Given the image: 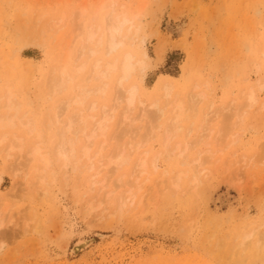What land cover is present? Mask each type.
<instances>
[{"label":"rangeland","instance_id":"1","mask_svg":"<svg viewBox=\"0 0 264 264\" xmlns=\"http://www.w3.org/2000/svg\"><path fill=\"white\" fill-rule=\"evenodd\" d=\"M109 5L115 13L125 7L139 12L135 20L139 36L128 40L124 49L148 63L129 80L140 89L127 121L122 120L121 103L105 135L90 147L92 158L103 139L100 156H108L118 146L131 154L114 170L108 190L103 187L110 193L116 188L103 205L113 217L84 212L90 197L100 199L107 192L97 184L89 189L94 169H79L82 164L78 163L63 178V171L53 164L55 172H49L44 183H33L37 163L26 158L25 151H13L8 158L0 149V264H264L255 250V241L260 240L263 255L264 0H0V93L8 81L19 104L18 116L44 129L47 150L56 144L68 116L84 110V116L97 118L101 106L106 111L115 107L114 77L107 80L104 95L93 93L81 106L65 104L75 94L69 88L62 93L49 91L56 73L51 69L65 54L72 65L86 27L101 22L110 12ZM82 6L87 13L79 17ZM6 64L13 67V80H8ZM88 73L83 74L82 83L92 88ZM250 88L258 101L249 108L244 92ZM179 103L187 111L165 145V129ZM91 104L93 111H89ZM60 105L68 106L63 110ZM1 115L5 111L0 110ZM47 120L52 123L49 129ZM7 131L9 136L23 134L31 145L36 141L22 124ZM81 134L78 150L83 145ZM128 137L134 139L128 140L132 145L141 144L137 150L130 152L127 142L125 146ZM139 157H146L149 165L137 179L146 182H138L143 187L135 192V184L130 186L129 181ZM17 166L26 168L24 180L20 175L13 177L12 167ZM177 173L183 175L179 184ZM126 187H132L128 192L136 197L119 213L116 204L120 195L129 194ZM145 187L150 191L141 206L137 198ZM39 190L41 194L36 193ZM37 223L39 231L34 232Z\"/></svg>","mask_w":264,"mask_h":264},{"label":"bare ground","instance_id":"2","mask_svg":"<svg viewBox=\"0 0 264 264\" xmlns=\"http://www.w3.org/2000/svg\"><path fill=\"white\" fill-rule=\"evenodd\" d=\"M101 5H102V3H101ZM109 7H110V9H109L110 12L106 16L104 15L105 18L101 19L100 20L101 22H99V23L97 22L96 24L91 23L88 27H86L84 34L82 36V39H81L82 44H81V47H80L79 52H78L79 55H78V57L76 56V58H74V60L75 59L76 60L75 61L73 60L74 62L72 63V65H70V63H69L68 54H65V56L62 58V60L61 61L59 60L58 61L59 63L57 62L59 65L58 66L56 65L57 66L56 68L51 69L52 70V71H50L51 73L53 72V70L56 73L54 75L55 76L54 80L52 78V81H53L51 84L52 89L50 87L51 85L49 84V83H51L50 82L51 80H49V83H48L49 86L48 87H50L51 90H49V91H52L53 94L62 93L64 91H66L68 88L71 89V91H74L75 94L73 93L74 96L72 98H70L69 101L65 100L66 101L65 104H73V105L81 106L86 101H88L89 97L93 93H100V94L104 95L105 91L107 90V85H108L107 80L110 77H114V84H115L114 89H115L116 95H117L114 97L115 107H112V109H110L109 111L108 110L106 111L104 106L103 107L101 106L100 107L101 111L99 112L101 114H99V117H97V118L95 117V114L94 115L90 114V115L84 116L83 115L84 110H83V113H82V111H79L77 114H75V112H73L75 115L72 114L73 116L72 115L68 116L70 118L67 117L68 119H67L66 123L64 124L62 129L60 128V131H59L60 133H59V137H58L59 139L55 142L56 144H54V146L52 145L53 147L50 148L49 150H47L46 149L47 146L42 139L44 129H42V127L39 129V127L36 125V123L32 119L26 118L25 122H23L22 118L24 116L23 117L18 116L19 104L16 102L17 98L15 99L16 94L14 93L13 89H11L10 84H7L8 81L4 84L5 85L4 89H3L4 91H2L0 93V110L5 111V115L0 116V131L1 130L4 131L3 134L0 133V135H1V137H0V147L1 148L0 149L1 150L3 149V152L6 153L5 155L8 158L11 157L10 155H12L13 151H15V152L17 151L18 154L23 153V151H25L26 154L24 156L26 157V155H27L28 159L30 161H35L37 163L33 167V172H32L33 174H32V179H31V181L32 180L34 181V182L32 181L33 183H44L46 175L49 172L52 174L55 172L53 167H52L53 164H58V170H62L63 171V178H66L69 171L77 169L78 163H81L82 166H80L79 169H81V167L82 168L86 167V169H92V170L94 169L93 173L90 177L91 179H90V183H89L90 184L89 189H91L93 187V185L96 186V184L99 185L103 189V187L107 188L106 187L107 182L110 180L109 178L112 177L111 175H113L114 170H116L117 168H120L123 164H125L127 162V159H129L130 153L127 154L128 149L126 150L127 153H125L124 149H122V147H121V150H119L118 148L120 146H118V148L116 147L111 154H109L108 156L105 155L106 158H105V156L103 157L101 155L103 159L104 158L106 159L105 161L103 160L104 162L101 161L100 152H101L103 145H104V142H105L104 139L101 140V143L99 145L100 147H98V150L96 151V153L94 155V158H92V155L90 154V147L94 144L95 139H97L98 137H103L105 135V133L107 132L109 123L113 118V111L115 110V108H117V106H120L121 103H123L122 105H124L123 110H122L123 116L121 115L122 120L127 121V119L129 118V116L131 114L130 112L134 108V103H135L136 97H137V95L139 93V89H140L139 86L135 83L129 84L130 83L129 80L131 79V77L133 76L134 72L137 69H138V72H140V70L144 69L145 63H146V65L148 64L147 62L144 61V59H142L143 58L142 56L140 57L141 60H137L140 58H135L134 54L131 50H129V49L125 50L124 49L126 42L128 40H130L132 42L131 39L137 37V35L139 34L140 28L135 21L138 17L139 12L138 13H132L131 12L132 10H130V9H129L130 12H128V11H126V7L124 6L125 7L124 11H122L120 13H115V12H113V10H111V5H109ZM86 13H87V9L82 6L79 9V12H78L79 15L78 16L84 17L86 15ZM96 18H97V15H96ZM59 19L62 20V19H64V17L62 16ZM79 36H80V34H79ZM141 40L142 39H140L139 41H141ZM130 41H129V44H130ZM68 46H69V44H68ZM159 46H160V44H159ZM162 48L163 47H161L159 49L160 51L158 49L157 50L159 52H161ZM261 50H262L261 54L264 57V44H263V48L261 47ZM161 53H159V54H161ZM82 57H85V59L78 63L77 59H80ZM91 59H93V61L89 62ZM7 65H9V64H6V66ZM10 66H12V65H10ZM8 68L10 69L8 80L9 79L13 80V78H14L13 67L10 68L7 66V70H8ZM256 69H257L256 71H258L260 69V64L256 66ZM87 71H89V73L86 77L88 83H91V82L94 83L92 88L91 87L88 88L87 84L82 83V76ZM51 75H53V74H51ZM169 86L170 85H168V87ZM257 86H258V89L260 92V90L263 87V82H261V80H260V82L257 81ZM164 88H165V86H164ZM170 88H172V87H170ZM167 91H169V90H167ZM244 94H246L245 106L250 108L251 106H253L254 104L257 103L258 98L256 97V93H255L254 89L250 88L247 91V93L244 92ZM196 96L201 97L203 95L201 93H198V94H196ZM168 97L169 96H167V98ZM256 98H257V101H256ZM65 101H63V102H65ZM255 101H256V103H255ZM262 101H264V100H262ZM136 103H138V102L136 101ZM175 104L176 103H174V105ZM261 104H264V103H261ZM261 104H258V105H261ZM60 106H61V109H63V107H67L68 105H66V106L60 105ZM89 107H90L89 111H93L95 109L94 104H91ZM184 107L182 108V105H180V103H179L178 105H176L175 109H172L173 110V116L171 119L169 118L170 122H168L169 124L167 125V129H165L166 134L164 133V137H165L164 138L165 139L164 144L165 145H168L169 141L172 139L171 134L172 133L174 134L179 130V129L176 130L179 127V125L177 127L176 124H177V121L179 120L180 117H182V116H183V118L185 117L184 112H186L187 110ZM262 107H263V105L261 106V108ZM249 108H246V109H249ZM258 108L260 109V106ZM183 109H185V110H183ZM142 110L144 111V109H141V115L143 116L144 113H142ZM258 112H261V110H259ZM55 114L57 115V118L56 117L55 118L58 119V117L60 115H58L57 113H55ZM170 117H171V115H170ZM59 119H60V117H59ZM48 120H50V119H48ZM129 120H131V119H129ZM86 121H87V123H85ZM48 122H50V121H48ZM20 124L23 125V127L25 128V130L27 131L28 134L35 136L34 138L36 141L34 144H32V145L29 144V142L26 141L23 134L22 135L21 134L16 135V133H13L12 135L10 134V136L8 135L9 134L7 131L8 129H13L16 127V125H20ZM49 124H52V123L50 122V123H48V125L46 123V127L49 126ZM87 127H88V129H87ZM41 129H42V132H41ZM47 129H49V128L47 127ZM5 130L7 131L8 134L5 132ZM68 133H72L75 136H73V138L66 137V135ZM79 133L83 134V136H81L82 137L81 140H83V145L78 150L77 149V142L80 140L78 138ZM122 137L121 138L119 137L120 138L119 140H121ZM170 137H171V139H170ZM131 138L132 137L127 139V141H123V143L125 142L124 143L125 146H128V144H129V146H130L129 151L130 150L135 151L140 147L139 145H141V144L139 143L138 146H135L137 144L132 145L133 143L131 144V142H129V141H132ZM119 140H116L117 144L120 143ZM117 144H115V145H117ZM165 145H164V148L166 147ZM184 149H186V148H184ZM184 149H183V151H185ZM77 151H79L78 154H77ZM166 152H168L167 149H166ZM18 157H20V155ZM28 159L25 161L26 162L29 161ZM195 160H197V158H195ZM93 161H95L97 164L94 163ZM150 161H151L150 164L154 168H156L155 167V165H156L155 161L154 160H150ZM198 161L200 162V160H198ZM14 163H13V166H14ZM22 163L24 165L25 162H22ZM22 163H21V166H22ZM134 164H135V167H134L133 171H132V169L130 170L132 172L130 175L131 180L129 181V184H130V186L135 184L133 187H135L137 189V190L134 189L136 192V191H139L143 187L142 184H139L138 182H142L144 180V178L142 181L141 180L138 181L137 179L142 173L147 172L146 169H147L149 164L147 163L146 157H141V158L139 157L137 162ZM18 167L19 166L12 167V171L14 173L13 177L20 175L18 177H21L22 180H24V178L27 175V173L25 172L26 168L23 170L22 169L23 167H22L21 168L22 170H21ZM191 169H193V168H191ZM22 171H24L25 174L22 173ZM235 171H237V170H235ZM235 171H234V173H235ZM103 172H104V174H102ZM164 172L165 171H163V173ZM101 174H102L101 178L98 179L97 177ZM166 174L164 173L165 177H166ZM181 175H182V173L181 174L177 173V175L176 174L174 175V177L177 180V183L179 182L178 180H179V177ZM236 175H239V174H236ZM170 176L172 177L173 175H170ZM18 177H17V179H20ZM127 177H128V175H127ZM120 179L121 178L117 179V181L120 182ZM128 179H130V178H127V180ZM169 179H168V181H169ZM146 180H144V182H146ZM233 180H234V176H233ZM130 182L132 183V185ZM24 183H26V182H24ZM125 183H127V182L125 181ZM21 184H23V183H21ZM171 184L169 183L170 186L176 185L174 183H173V185H171ZM33 185H32L33 188L36 187V185H34V186ZM110 185H112L111 182H110ZM27 186H28V184H27ZM27 186H26V188L28 189ZM37 186H39V185H37ZM122 186H124V184ZM147 187L150 188V186H147ZM38 188H40V187H38ZM101 188H99V189L102 190ZM113 188H114V186H113ZM113 188H112L111 193H113V191L116 189V188H114V189ZM129 188L131 189L132 187H129ZM129 188H127V192H126V194L127 193H129V194H127V195L124 194V196L120 195V197H119V194L117 195L119 198H118L116 206L118 205V210L120 211L119 213H121L122 208L125 206V204L128 201L133 202V200L136 197L135 192H132V193L128 192ZM36 190H38V189L36 188ZM107 190H108V188H107ZM40 191L41 190L36 191V193H39ZM42 191H41V193H42ZM149 191H150V189H147L145 187V190L143 191V193L138 195L139 198H137V199H138L139 203H141L144 200L143 198L145 196V193H147ZM123 192L125 193V191H123ZM34 193H35V191H34ZM41 193H39V194H41ZM111 193L109 191H107L104 194L102 193V195H104V197L103 198L99 197L100 199H95V197H92V198L90 197V199H88L85 202V206L83 207L84 212L86 214H93V213H96L99 211L100 217L103 216L104 215L103 213H107V211L104 212L105 210H107V207L106 208H104L105 206L103 207V205H105L104 200L107 199ZM121 194H123V193H121ZM42 195H44V196L46 195V190L43 191ZM145 198H146V196H145ZM116 200H117V198H116ZM127 204H129V203H127ZM30 206H32V205H30ZM141 206H142V203H141ZM143 208H144V206H143ZM31 209H33V208H31ZM108 213L110 214L109 217H111V219H112V217H113V214H111L112 212L108 211ZM117 213H118V211H117ZM1 224H0V226H1ZM39 227L40 226L37 223V225H35L32 228V230H34V232L35 231L38 232ZM26 232H28V230H26ZM250 235H251V233H250ZM247 237H248V234L246 235V238ZM259 241L260 240L255 241V242H257L256 243L257 245L255 246L256 249H255V247H254V249L257 251L256 258H259V260H260V257L264 258L263 257L264 256V250H263V255H262L260 252L262 250H259V249H261V248H259V245H260L258 243ZM241 242L244 244L243 241H241ZM241 242H240V245H242ZM258 250L260 253L258 252ZM258 254H260V255H258Z\"/></svg>","mask_w":264,"mask_h":264}]
</instances>
